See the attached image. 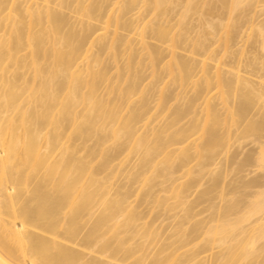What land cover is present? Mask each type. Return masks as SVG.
I'll list each match as a JSON object with an SVG mask.
<instances>
[{
  "label": "bare ground",
  "instance_id": "obj_1",
  "mask_svg": "<svg viewBox=\"0 0 264 264\" xmlns=\"http://www.w3.org/2000/svg\"><path fill=\"white\" fill-rule=\"evenodd\" d=\"M202 1L0 0V264H190L196 254L181 250L209 249L216 236L226 245L218 264H264V57L241 51L245 68H229L208 40L218 6L234 15L257 0ZM146 6L152 17L128 19ZM193 15L203 26L195 36ZM233 15L220 24L224 54L243 33ZM186 45L191 56L179 54ZM191 83L195 94L172 107L170 87ZM250 139V155L229 156ZM215 165L223 170L206 173ZM248 169L256 176L225 182ZM128 178L142 184L138 196L174 211L172 229L142 224ZM217 198L210 218L195 220L196 207Z\"/></svg>",
  "mask_w": 264,
  "mask_h": 264
},
{
  "label": "rangeland",
  "instance_id": "obj_2",
  "mask_svg": "<svg viewBox=\"0 0 264 264\" xmlns=\"http://www.w3.org/2000/svg\"><path fill=\"white\" fill-rule=\"evenodd\" d=\"M197 2H203L202 0H196ZM210 1L211 2H213V3H211V4H215V2L217 1V0H206V2H209L210 3ZM215 1V2H214ZM258 1L259 0H257L256 1V3L257 4H255V5H253L254 7H252V5H251V7L249 8V11H248V9L246 10V11H244V12H240V13H237V12H235L236 14H234V15H238L237 17H239V16H241V18L239 17V18H236V20H238V22L237 21H235L236 23H237V26H238V24L240 25V26H236L235 27V31H238L239 30V32H236V33H242V31H243V33L242 34H238V35H242L241 37H238L237 36V38H238V40H237V42H236V38L234 39L235 41L234 42H236V43H234V42H231V43H233L232 44V48H231V50H230V52L228 53H226V54H224V50H223V46H224V44H223V41H219L218 40V38L222 35H220V33H222L221 31H223V30H220L221 29V27H220V24H222V26H223V23H225L224 24V26L226 25V22H230V18L232 17V15L233 14H231L230 12H228V10L227 9H223V8H221L220 7V9H221V11L220 12H217V9H218V3L217 4H215V5H217L218 7H217V9L215 10L216 12L215 13H217V14H212V15H214L212 18L211 17H209L208 19L210 20V18L213 20V22L215 23H217V22H220V24H219V27H218V30H220V31H218L217 29V31H218V33H217V31H214V36L212 35V37H208V40H210L211 41V43H213L214 44V48H215V52H217V58H218V56H219V60L220 61H222V63H226V67L228 66L229 67V64L231 65V63L232 64H234L236 67H239V66H241V65H244V67L243 68H245V62H246V59L247 60H249V58H252V56L254 57L255 55H256V53L254 54V53H252V51H254V50H256V52H257V49L259 50L258 52H257V56L258 55H260L259 57H261V55H262V57H264V50L262 51V49H263V47H262V44L261 43H259L258 41H260V42H262L259 38H261V37H258V34H259V29H261V27H262V24H264V2H262L263 0H260L261 2H259L258 3ZM199 4V3H198ZM203 5V3H201V6ZM200 6V5H199ZM152 7H150V6H146V7H144V8H142V12L140 13L139 11H140V9L139 8H137L133 13H131L127 18L130 20H134V19H136L137 20V18L139 17V14H141L142 15V17H152L153 16V13L151 12V9ZM201 8L202 7H200V10H201ZM181 9L182 8H177L176 7V9L174 10V8L172 9L173 11H171L170 13V15L168 16L169 17V19L170 18H172L173 19V23L174 22H178L177 21V19H178V17H179V14L181 13ZM251 9V10H250ZM65 12H66V14H69L68 12H71L69 15L71 16L72 15V17L73 16H75V14H74V12H72L71 10L70 11H68V10H64ZM73 13V14H72ZM241 13H244V16L241 14ZM233 15V16H234ZM211 16V15H210ZM231 16V17H230ZM246 16V17H245ZM199 18H200V16H198V15H193V16H191V18L189 17V19H188V22H189V25L191 24V27H192V29H193V27L195 28L194 29V32H195V34H194V32H192L193 33V35L195 36V35H197V32H199L200 30H201V32H202V30L203 29H201L203 26L201 25V23H199ZM229 18V19H228ZM234 18V17H233ZM244 18V19H243ZM247 18H248V20H247ZM83 19V22L85 21L86 22V19L84 20V18H80L79 17V22L81 21V20ZM239 19H241V23H240V20ZM246 19V20H245ZM136 20H134L135 22H136ZM222 20H223V23H221L222 22ZM251 21V22H250ZM212 22V23H213ZM248 22V23H247ZM187 23V22H186ZM215 23V25H217L218 26V24H216ZM96 24H98V23H96ZM188 24V23H187ZM227 24H229V23H227ZM252 24V25H251ZM99 25V24H98ZM101 25V24H100ZM242 25V26H241ZM253 26V27H252ZM259 26H260V28H259ZM264 26V25H263ZM241 28H242V30H241ZM238 29V30H237ZM241 30V31H240ZM233 31H234V29H233ZM234 31V32H235ZM123 32V33H122ZM201 32H200V34H201ZM220 32V33H219ZM121 33L122 34H124V35H127V33L126 32H124V31H122L121 30ZM219 34V35H217V34ZM216 35V36H215ZM224 35V34H223ZM135 37V40H134V45H136L137 44V46H136V49H138L139 48V45H138V41H137V39H136V36H134ZM240 38V39H239ZM209 41V42H210ZM137 42V43H136ZM149 42H150V44L152 43V44H155L156 42L152 39H149ZM212 44V45H213ZM261 46V47H260ZM164 47H166V46H164ZM190 47V45H186V46H183L180 50H179V54H181V55H186V57H187V55H189V56H191L190 55V52H189V48ZM254 47V48H253ZM213 48V47H212ZM213 48V49H214ZM240 48H241V50H240ZM255 48H257V49H255ZM262 48V49H261ZM239 49V50H238ZM244 49V50H243ZM254 49V50H253ZM95 50H99V48H98V46L96 47V45H95V48H94V52H96L97 53V51H95ZM243 52V51H246L245 53H246V55H244L245 57L244 58H246L245 60H244V58H243V55L241 56V55H239V52ZM251 51V52H250ZM241 52V53H242ZM249 53V54H248ZM252 53V54H251ZM244 54V53H243ZM188 56V57H189ZM234 56H235V58H234ZM240 56H241V58H240ZM202 56H196V58L197 59H199V61H200V59L202 60V58H201ZM237 57V58H236ZM240 58V60H238ZM196 59V60H197ZM236 59H237V61H239V62H241V60L242 61H245V62H243V64H239V62L237 63V61H236ZM260 59H262V58H260ZM105 60L107 61V63H106V61H105V65H109V66H112L113 67V65L115 66V62L113 61V59H111L110 60V58H109V56L107 57V55L105 56ZM121 61H123V60H121ZM120 61V62H121ZM234 61H236V62H234ZM109 62V63H108ZM112 62H114V63H112ZM230 62V63H229ZM112 63V64H111ZM124 62H121V64H123ZM237 63V64H236ZM111 64V65H110ZM120 64V65H121ZM228 64V65H227ZM107 65V66H108ZM234 65L232 66V68H234ZM225 67V69H227ZM231 67V66H230ZM229 67V68H230ZM242 67V66H241ZM111 68V67H110ZM140 68H142L141 70H140ZM140 68H138L140 71H143L145 74H147L146 75V77L147 78H149L148 80H146L147 82H145V84L147 83L148 84V82H150L151 81V73H152V71H150L151 69H148V68H144V67H140ZM242 68V69H243ZM114 69V68H113ZM112 68H111V74H113V75H116L117 74V71L114 69L113 70ZM148 69V70H147ZM247 70H248V68H246ZM244 71V70H243ZM116 72V73H115ZM247 72V71H246ZM244 73V72H243ZM247 74V73H246ZM148 75H149V77H148ZM248 76V75H247ZM256 76V75H255ZM254 76V77H255ZM249 77H251V75L249 76ZM252 79H253V75H252ZM255 80H256V78H254ZM166 81H167V78L165 79ZM158 91V90H157ZM169 91H171L170 93H174V95L175 96H178V97H176V99H174V95H172L173 96V101L172 102H170V105L172 106V107H177L181 102H182V100H183V98H189L190 96H193L194 94H195V87H194V84L193 83H191V84H188V85H184V86H180V85H173V86H171L170 87V89H169ZM158 93V92H157ZM159 94V93H158ZM153 95H155V94H153ZM152 95V96H153ZM157 96V95H156ZM152 98V97H151ZM178 98V99H177ZM185 98V99H186ZM153 99H155V100H151L152 102H151V105H152V107L154 108L155 106H156V97L154 96V98ZM216 101H218V100H216ZM183 103H184V101H183ZM201 101H200V103L196 106L197 108H195V110L197 111V113L199 114V112H200V114H201V111L203 112V106L201 105ZM218 103V102H217ZM153 112H154V110H153ZM166 113L165 114H163V115H161V116H159V115H156V117L154 116V120H156V121H154L155 122V125L156 124H159L158 126H161L162 125V123L164 122V121H162V120H164V117H166ZM202 116V115H201ZM191 117L189 116L187 119H185L184 121H183V123H187L188 121H189V119H190ZM160 122H161V125H160ZM142 125V124H141ZM141 125H140V127H141ZM154 125V124H153ZM152 125V126H153ZM158 126H155V127H158ZM154 127V126H153ZM252 141H253V139H250V140H245L244 142H243V145L241 146V147H239V145L237 144V145H235V147L231 150V152L229 153V156H231L232 154H238V155H240V157H239V160H241V159H243L246 155H248V153L249 152H251V150H253L254 149V144L252 143ZM91 145H93V142H91ZM109 145L110 146H112V143H109ZM241 153V154H240ZM251 153H249V155H250ZM126 155V156H125ZM125 155H123L122 157H121V159L119 160V161H123V157H125L126 158V164H127V167H128V162H130V161H128L129 160V158L131 159V155H130V157L129 156H127V154H125ZM135 156V155H134ZM129 157V158H128ZM128 158V159H127ZM135 160H137V157H133L132 158V161H131V165L134 163V165L136 164L134 161ZM239 160H238V162H239ZM119 161H116L115 162V164H116V166L115 167H117V164L119 163ZM124 161V162H125ZM128 161V162H127ZM123 162V163H124ZM223 164H225V163H223ZM222 164V165H223ZM120 165H123V164H121L120 163ZM120 165H118L119 167H121L122 168V166H120ZM124 166H126L125 164H124ZM124 166H123V168L122 169H127L128 170V168L127 167H125L124 168ZM225 167V166H224ZM226 168V167H225ZM113 169H116V168H114L113 167ZM119 169V168H118ZM125 169V170H126ZM220 169H222L223 170V166L221 167V165H215V166H212V167H210V168H208L207 169V171H206V173L207 172H209V171H215V173H217V171L219 172V170ZM117 170V169H116ZM195 170V169H194ZM253 170V169H252ZM119 171V170H118ZM122 171H124V170H122ZM248 173H244L243 172V174L241 173V175L239 174V176H235L237 173H235V174H232V172H231V175H229L228 176V180H226L225 182H227V185H228V183L232 180V182H234L235 180H237L238 178L237 177H239L240 178V176L241 177H243V176H245V178H246V174H247V179L246 180H248V179H250V178H253L254 176H256L255 174H250V172H251V170H249L248 169ZM121 172V171H120ZM119 172V173H120ZM118 173V174H119ZM121 175L123 176V174L121 173ZM125 175V174H124ZM243 175V176H242ZM118 176V175H117ZM116 176V177H117ZM116 177H115V179H116ZM125 177V176H124ZM209 177V176H208ZM123 178V177H122ZM114 179V180H115ZM123 179H125V178H123ZM122 179V180H123ZM129 179L130 178H128V180L127 181H125V184H127L128 185V187H129V190H130V193H131V199H130V202L131 203H133V205L134 206H136L137 207V209L139 210V212L143 215V217L142 218H144V220H142L143 221V223H142V221H141V223L142 224H144V222H146V223H148V222H151V223H153L155 226H154V228L156 229V228H159V229H161L162 230V232H163V229H164V231H165V229H167L168 227L167 226H169V225H166V224H169V222L172 220V218L174 217L175 218V216L173 215L174 214V211H170V210H167V209H165V208H163V207H158V205L156 204V203H154V202H152V201H146L142 196H138V191L142 188V184L141 183H134L133 181H131V182H129ZM206 179H207V177H206ZM227 179V178H226ZM233 179H235L234 181H233ZM244 179V178H243ZM120 178H119V180L118 179H116L115 181H114V184H115V182H117L118 183V181L120 182V181H122ZM131 180V179H130ZM204 181H202L201 182V186L198 188V189H196L195 191L197 192V190L198 191H200V190H203L204 188H206L209 184H205L204 186H203V182H207V181H209V180H205V179H203ZM122 182H124V181H122ZM122 182H120V183H118L119 184V186L121 185V183ZM232 182H230L231 184H232ZM209 183V182H208ZM118 184H116V186H115V189L118 187ZM122 186H125L123 183H122ZM156 189H158L159 190V187H157ZM156 191V190H155ZM194 191V192H195ZM193 192V194L188 198V201H194V200H196V198L198 197V196H196V195H198L199 193H197V194H195ZM201 192V191H200ZM169 196H171L170 194L168 195V197ZM143 198V199H142ZM176 202V200L175 199H171L170 200V203H172V204H176L175 203ZM223 204V201H221V199L220 198H217V199H214L213 201H211V202H205V203H202V204H200L199 206H197L196 207V214H197V217L195 218V220H200V219H208V218H210V216L213 214V212L215 211V210H217V208L219 207V206H221ZM224 204H225V202H224ZM183 206H180L178 209H177V211H178V214L183 210ZM216 208V209H215ZM176 213V212H175ZM183 213V212H182ZM173 215V217L172 218H170L171 216ZM180 215V214H179ZM182 215V214H181ZM176 219V218H175ZM174 220V219H173ZM194 220V221H195ZM177 221H178V218H177ZM172 222V221H171ZM170 222V223H171ZM174 222V221H173ZM150 223V224H151ZM153 224H151V225H153ZM173 225H175V223H172ZM247 224V223H246ZM172 225V226H173ZM165 226H166V228H165ZM171 226V225H170ZM169 226V227H170ZM164 227V228H163ZM171 228V227H170ZM169 228V229H170ZM173 228V227H172ZM171 228V229H172ZM159 229H156V230H158V231H160ZM168 229V230H169ZM171 229H170V231H171ZM161 232V231H160ZM167 232V231H166ZM165 232V233H166ZM164 233H162V235H163ZM167 234V233H166ZM165 235V234H164ZM169 235V234H168ZM164 237V239L166 238V236H163ZM163 239V240H164ZM264 242V240L261 242V243H263ZM225 248H226V245H223V244H221V242L219 241V237L218 236H216L215 237V239H214V241H213V243L211 244V246L209 247V249H206V250H201V249H199V247H195V244H191L190 246H188L187 248H184V249H182L181 250V252H187L188 254H196V258H195V260L194 261H192L190 264H218L215 260H214V258H215V255L216 254H218V253H220L221 251H223V250H225ZM237 264H246V262H244V261H241V262H239V263H237Z\"/></svg>",
  "mask_w": 264,
  "mask_h": 264
}]
</instances>
